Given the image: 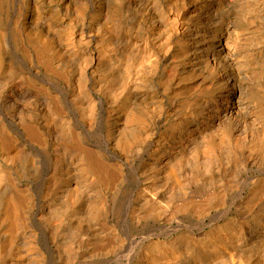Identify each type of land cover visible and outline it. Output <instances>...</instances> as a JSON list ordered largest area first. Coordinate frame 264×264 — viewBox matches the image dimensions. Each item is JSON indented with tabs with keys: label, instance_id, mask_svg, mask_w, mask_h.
I'll return each instance as SVG.
<instances>
[{
	"label": "bare ground",
	"instance_id": "1",
	"mask_svg": "<svg viewBox=\"0 0 264 264\" xmlns=\"http://www.w3.org/2000/svg\"><path fill=\"white\" fill-rule=\"evenodd\" d=\"M4 1L0 264L106 249L125 207L151 237L184 231L118 264H264L246 239L264 235V0H19L7 26Z\"/></svg>",
	"mask_w": 264,
	"mask_h": 264
},
{
	"label": "rangeland",
	"instance_id": "2",
	"mask_svg": "<svg viewBox=\"0 0 264 264\" xmlns=\"http://www.w3.org/2000/svg\"><path fill=\"white\" fill-rule=\"evenodd\" d=\"M18 1L19 0H5L3 3H2V6H3V9H4V20H5V24H6V26H7V23L9 24H11V21L13 20L12 18H14L15 17V15H16V13H18L17 12V10L18 11H21V9L19 8V7H21L20 6V2L18 3ZM6 2V3H5ZM10 3V4H9ZM11 4H12V6H11ZM5 5V6H4ZM19 5V6H18ZM18 6V7H17ZM4 7H6V8H4ZM10 8V9H9ZM7 9L9 10V14H8V12L6 13V11H7ZM14 9V10H13ZM11 11H13L12 13H11ZM15 11V12H14ZM6 14V15H5ZM13 15V16H12ZM5 16L6 17H11V18H5ZM8 21H7V20ZM9 24V25H10ZM8 25V26H9ZM9 132H10V134H12V135H14L15 137H16V134H14V131H13V129L12 128H9ZM4 146V147H3ZM6 145L5 144H1L0 145V150H2V151H0V153L1 152H3V151H7V149H6V147H5ZM33 165H31L30 164V169L31 168H33L32 167ZM14 171V170H13ZM31 179V180H30ZM32 180H33V182H32ZM19 184H20V186H21V188L23 187V189H25L24 191H23V189H21V193H22V195L24 194V196H26L27 197V202H26V204L28 205V206H30V208H32L33 209V211H34V213H32L29 217H30V221H31V224L32 225H30L29 226V228H28V230H31V231H37V233L39 232V228L35 225V223H34V221H33V214H35V211L36 212H38L39 210V208H40V206H41V204H45L46 203V199H47V197H45V195H44V193L43 192H41L42 191V189H40L42 186H38L35 182H34V179L33 178H29V179H21V180H18L17 181ZM29 185H31V186H29ZM28 186V187H27ZM31 187V188H30ZM30 189H32V191L30 190ZM28 190V191H27ZM34 192V193H33ZM113 192V191H112ZM111 192V193H112ZM43 194V195H41V194ZM110 193V194H111ZM245 194H247V192L245 193ZM33 195V196H32ZM38 197V198H37ZM40 199V200H39ZM34 200V201H33ZM44 200V201H43ZM37 201L39 202V203H37ZM33 202V203H32ZM43 202V203H42ZM35 203V204H34ZM29 208V209H30ZM38 208V209H37ZM29 209H27L28 211H29ZM37 209V210H36ZM232 209V210H231ZM230 209V211H229V214H228V218L230 217V218H232V217H237L239 214H240V212H238L239 210H237V208L234 206V207H232ZM232 212V213H231ZM129 213L130 212H128L127 211V207H125L124 209H123V212H122V217H121V219L120 220H116V219H114V218H112V217H109V219H110V221H109V219L107 220L108 221V223L105 221V224H106V231H107V234L109 235V237L110 236H114L115 238H113V236H112V238H109L108 239V245L105 247L106 249H103V245H101V244H99V242H96V238H98L96 235L97 234H95V235H92L91 237H90V240L89 241H87V243H86V245H85V250H88V251H90L88 254H86V255H82V256H80V257H78L74 262H72L73 264H84V262H94V261H99L100 259H110V260H108L109 261V263L110 264H118L119 262H123V263H126V262H128L129 260H131L132 258H134V259H136L137 258V254L147 245V244H149V243H151V242H153V240L154 241H158V240H168V239H174L175 237H177L178 235H180V234H182V231H184V229H182V230H179V231H175L174 233H171L170 235H167V237H165L166 236V234H164V235H162V236H159L160 238H158V237H151V235H150V231H148L149 230V227H147V226H145L144 227V225H140V227L139 228H134V226H133V224L130 222V218H129ZM231 214V215H230ZM126 215V216H125ZM125 218V219H124ZM128 220H127V219ZM113 220V221H112ZM121 220H123V221H121ZM125 220H127L126 222H125ZM119 221H120V223H119ZM110 222V223H109ZM112 222V223H111ZM218 223L219 224H222L223 223V219H221V220H219L218 221ZM255 224H258V223H252L251 225H250V227H249V229L247 230V233L249 232L250 233V235H246V239H247V242H248V244H249V246L250 247H253V249H255V250H261L260 248H261V246L262 245H264V235H260L258 232H259V230L257 229V227L255 226ZM109 225V226H108ZM117 225H118V228H117ZM131 225V226H130ZM32 226V227H31ZM120 227V228H119ZM127 227V228H126ZM130 227V228H129ZM144 227V228H143ZM31 228V229H30ZM210 226H206V228H205V231H209L210 230ZM120 229V230H119ZM148 229V230H147ZM119 230V231H118ZM122 230V231H121ZM129 230V231H128ZM111 231V232H110ZM116 231V232H115ZM125 233H124V232ZM255 231V232H254ZM131 232V233H130ZM141 232V233H140ZM146 232H148V233H146ZM119 233V234H118ZM197 233V231H196V229H194L193 231H191V234L192 235H195ZM40 236H41V234H40V232L38 233ZM65 235H66V233H64ZM111 234V235H110ZM124 234V235H123ZM127 236H126V235ZM142 234V235H141ZM146 234V235H145ZM259 234V235H258ZM118 235V236H117ZM129 235V236H128ZM132 235V236H131ZM148 235H149V237H148ZM136 237L137 239H138V241H135L133 238L134 237ZM169 236V237H168ZM174 236V237H173ZM42 237V236H41ZM130 237V238H129ZM133 237V238H132ZM263 237V238H262ZM117 238V240H115ZM168 238V239H167ZM92 239V240H91ZM120 239V240H119ZM131 239L133 240V241H131ZM148 239V240H147ZM157 239V240H156ZM93 241V242H92ZM114 241V242H113ZM117 241H118V243H117ZM144 241V242H143ZM257 241V242H256ZM137 242V243H140V244H135V243ZM255 242V244H253V243ZM92 243V244H91ZM94 244H96V245H94ZM110 244V245H109ZM145 244V245H144ZM254 246H253V245ZM100 245H101V247H100ZM43 246V247H42ZM144 246V247H143ZM41 247L43 248V252H44V254H45V256H46V260H47V263L46 264H72V263H70V260H69V258H67L66 256V258L64 257V258H61V259H58V258H56V259H54L53 260V258L51 259V256L49 255V253L48 252H46L47 250L44 248V245L43 244H41ZM140 247V248H139ZM263 248H264V246H262ZM91 248H95L94 250L93 249H91ZM99 248V249H98ZM93 251V252H92ZM136 252H137V254H136ZM95 254V255H94ZM108 254V255H107ZM107 255V256H106ZM109 255H110V258H109ZM136 255V256H135ZM94 256H96V257H94ZM50 257V258H49ZM81 257H82V259H81ZM81 260H80V259ZM85 258H86V261H85ZM127 258V259H126ZM67 259V260H66ZM80 260V261H79ZM88 260V261H87ZM253 260H255V259H253ZM55 261V262H54ZM58 261V262H57ZM65 261V262H64ZM204 261H206V259H204ZM198 262H199V260H198ZM88 264V263H87ZM91 264V263H90ZM96 264H98V263H96ZM103 264H105V263H103ZM108 264V263H107ZM253 264H255V261H254V263Z\"/></svg>",
	"mask_w": 264,
	"mask_h": 264
}]
</instances>
